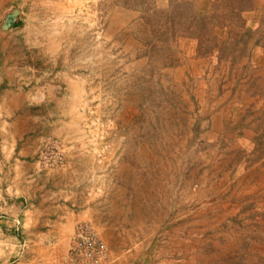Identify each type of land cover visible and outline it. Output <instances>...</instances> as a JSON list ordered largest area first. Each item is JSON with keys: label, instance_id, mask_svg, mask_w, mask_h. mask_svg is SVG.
I'll return each mask as SVG.
<instances>
[{"label": "rangeland", "instance_id": "374dc122", "mask_svg": "<svg viewBox=\"0 0 264 264\" xmlns=\"http://www.w3.org/2000/svg\"><path fill=\"white\" fill-rule=\"evenodd\" d=\"M45 161L107 264H264V0H0V264L34 238L12 164Z\"/></svg>", "mask_w": 264, "mask_h": 264}, {"label": "crops", "instance_id": "0c3cea01", "mask_svg": "<svg viewBox=\"0 0 264 264\" xmlns=\"http://www.w3.org/2000/svg\"><path fill=\"white\" fill-rule=\"evenodd\" d=\"M44 89H47L49 93L51 91L59 92L60 98L63 100L61 105H64L65 98H68V93L62 92L61 94L60 87L57 85L44 86ZM68 113L69 110L67 112L63 109L60 116L65 119ZM56 122L58 124L62 122L64 126L68 125V121L63 122L61 118ZM60 128L61 125L57 130L59 134L67 132V129L62 131ZM24 135L19 138L16 133H13L11 149L7 148V152L10 155L11 153L16 154V152L17 154L26 153L27 156L33 158L42 149L40 140L43 138L40 137L36 144L35 141L30 143L32 136L29 135L26 136L25 142L22 141ZM65 157L68 158L67 155ZM39 162L41 163V161ZM46 164L43 163V166L40 167V165L32 163V167H36L35 170L39 172L36 175L35 172L23 173L22 168L25 165L14 162L12 165L16 174L11 178V184L6 187L9 193V195L5 194L6 199L12 202L9 206L4 205L2 211L6 212V216L10 220L23 215L22 220L28 221L29 226L31 224V228L26 229L28 235L34 236L33 239H28V244L25 241V245H23L25 246L23 248L25 257H22L20 264H62L75 226L91 216L90 211L78 204L76 196L69 190V187H72V178L68 177L71 162L55 168H50V165Z\"/></svg>", "mask_w": 264, "mask_h": 264}, {"label": "built area", "instance_id": "2783aa9c", "mask_svg": "<svg viewBox=\"0 0 264 264\" xmlns=\"http://www.w3.org/2000/svg\"><path fill=\"white\" fill-rule=\"evenodd\" d=\"M50 154L54 150L49 149ZM54 158L55 156H50ZM47 164L49 161H45ZM50 165V164H49ZM109 250L106 243L98 239L93 233L90 224L76 225L73 236L69 242L67 254L64 257L65 264H107Z\"/></svg>", "mask_w": 264, "mask_h": 264}, {"label": "water", "instance_id": "95a60500", "mask_svg": "<svg viewBox=\"0 0 264 264\" xmlns=\"http://www.w3.org/2000/svg\"><path fill=\"white\" fill-rule=\"evenodd\" d=\"M19 14V10L15 9L13 12L6 15L4 22L2 24V29H8L11 26H13L14 22L17 19V16Z\"/></svg>", "mask_w": 264, "mask_h": 264}]
</instances>
